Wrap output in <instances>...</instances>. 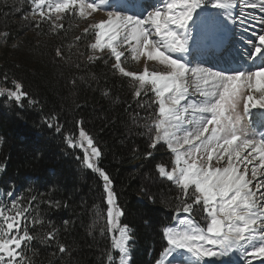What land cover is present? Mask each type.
<instances>
[{
  "label": "snow or ice",
  "instance_id": "snow-or-ice-1",
  "mask_svg": "<svg viewBox=\"0 0 264 264\" xmlns=\"http://www.w3.org/2000/svg\"><path fill=\"white\" fill-rule=\"evenodd\" d=\"M30 3V13L22 18L39 16L30 26L39 30L46 24L52 34L65 29L61 22L65 14L86 20L95 13H106V18L84 29L85 36L93 30L89 49L101 54L109 50L114 61L111 67L132 80L138 108L155 106L154 120L145 125L148 146L154 150L161 144L172 154V167L157 164L156 170L173 183L177 200L172 222L161 230L165 246L156 264H217L216 259L206 258L233 253L244 264H264V171H260L264 169V132L257 133L250 126L253 118L264 126V31L252 34L256 18L236 11L258 9V23L264 27V0H158L155 4L124 0L126 7L138 9L136 14L111 10V0ZM0 35L7 40L10 33ZM193 48L200 58L197 64L185 58ZM55 55L65 59L59 47ZM128 58L137 62L143 58L165 70L128 71L123 66ZM209 58L216 63L208 66ZM233 65L240 67L233 70ZM2 79L11 86L0 87V96L18 109L39 104L18 79L9 80L7 74ZM142 96L148 100L142 102ZM44 124L63 134L64 125L56 114L46 115ZM75 127V133L64 134V141L80 153L75 157L78 161L98 174L103 188L111 247L102 253V264H130L134 237L131 227L120 222L125 212L112 177L100 166L104 153L85 129L83 119L76 120ZM152 156V151L145 153V158ZM43 195L25 197L14 184L0 194V264H33L27 253L38 237L30 229L43 224L33 213L42 202L59 205L51 199L42 201ZM149 200L156 202L151 196ZM104 231L101 229L102 235ZM43 239L58 243L57 229L50 228ZM113 250L119 252L118 257L112 255ZM58 252L67 254L68 249L58 243Z\"/></svg>",
  "mask_w": 264,
  "mask_h": 264
},
{
  "label": "trees",
  "instance_id": "trees-1",
  "mask_svg": "<svg viewBox=\"0 0 264 264\" xmlns=\"http://www.w3.org/2000/svg\"><path fill=\"white\" fill-rule=\"evenodd\" d=\"M30 11L29 0H7V5L0 0V33H10L8 43L18 44L19 51L16 59L0 66V87L11 86L2 79L7 74L39 101L18 109L0 96V190L6 192L14 184L25 197L43 193L42 201L59 202L52 207L42 202L33 213L43 224L30 229L38 239L27 255L33 264H102V253L111 247L101 179L75 158L80 153L64 141V134L76 132L75 121L83 119L104 153L100 166L112 177L125 212L120 222L132 229L131 264H156L165 246L161 230L172 222L177 200L173 183L156 170L157 164L170 169L172 154L161 144L154 150L148 146L145 125L154 120L155 106L137 107L132 80L111 67L109 53L103 59H88L94 35L90 29L84 35L83 18L65 14L61 21L65 29L52 34L45 24L39 30L31 27L32 15L22 18ZM57 47L65 59L56 57ZM146 100L142 96L141 101ZM50 114L59 117L63 134L44 124ZM148 151L153 152L151 158H145ZM197 220L203 223L200 217ZM52 227L67 254L58 252V243L43 239ZM112 255L118 257L119 252L113 250Z\"/></svg>",
  "mask_w": 264,
  "mask_h": 264
},
{
  "label": "rangeland",
  "instance_id": "rangeland-1",
  "mask_svg": "<svg viewBox=\"0 0 264 264\" xmlns=\"http://www.w3.org/2000/svg\"><path fill=\"white\" fill-rule=\"evenodd\" d=\"M111 2H112V7H113V9H111V10L127 11L130 14H136L138 11V9L132 8L131 6L126 7L124 5V0H111ZM147 2L151 3L153 1L147 0ZM152 4H155V3L153 2ZM237 9L239 12L245 11L246 15L248 16L249 19H251L252 17L256 18L253 21V24H255V28H254L252 34H254L255 32L264 31V27L260 26L258 23L260 15H261V13L259 12L258 9H256V10H253V9L244 10L241 8H237ZM237 9H236V11H237ZM31 18L36 19V20L40 19L39 16H35V17L31 16ZM102 18H106V13H104V12L95 13L91 17H88V19H86V20L84 19L85 24L83 26H85V27L83 28V31L86 27H88L89 24H95ZM90 30L93 32L92 29H90ZM121 50H123V49H121ZM18 53H19L18 44L9 45L8 38L6 40L3 35H0V66H2L4 64V62L9 58H10V60L16 59L18 57ZM107 53H109L108 49H105V52L103 54L99 53L98 51L91 50V56L92 55H102L103 56V55H106ZM185 58L187 60L191 61L193 64H197L200 62V58H199L197 52L195 51V48H193V50L189 54H186ZM93 60H96V59H93ZM207 63H208V66H212L216 62L209 58ZM123 66L128 71H133V72H142L145 69V67H147L149 70H155V71L165 70L164 67L159 65L158 63L151 62V61H145V59H143V58L138 62L132 60L131 58H128L127 60H124ZM126 66H128V67H126ZM217 66H221V65H217ZM238 66H240V65H238ZM236 67H237V65H233L232 69L234 70V69H236ZM130 68H132V70H130ZM238 111H242V107H241V109H238ZM250 126L255 132H257L256 129L253 127V122H251ZM0 140H1V138H0ZM256 163H259V161H256ZM213 164L216 166H219V164H217V162L215 160L213 161ZM260 171H264V169H261ZM0 173H1V171H0ZM2 193H4V191L0 190V194H2ZM131 251H132V245H131ZM227 258L231 259V261H233L232 264H244V260L239 254L233 253L230 256H227ZM130 264H131V260H130Z\"/></svg>",
  "mask_w": 264,
  "mask_h": 264
},
{
  "label": "bare ground",
  "instance_id": "bare-ground-1",
  "mask_svg": "<svg viewBox=\"0 0 264 264\" xmlns=\"http://www.w3.org/2000/svg\"><path fill=\"white\" fill-rule=\"evenodd\" d=\"M152 1L154 3H157L158 2V0H152ZM153 2H151V3H153ZM244 66L247 67L248 65H244ZM238 67H240V66L237 65L236 68H238ZM256 95L258 96L259 93H257ZM252 111L255 112V111H257V109H253ZM252 122H253V127L256 129L257 133L264 132V126L260 125L258 122H255L254 118H253V121ZM206 259H216L217 260V264H220V262L222 260L229 261V264H232L233 263V261H231V259H228L227 257H222V258H206ZM253 264H259V261H254Z\"/></svg>",
  "mask_w": 264,
  "mask_h": 264
}]
</instances>
